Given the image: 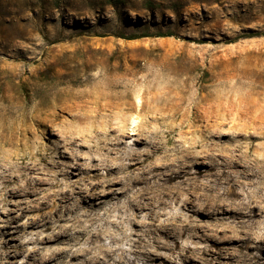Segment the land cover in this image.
Segmentation results:
<instances>
[{"label":"rangeland","instance_id":"374dc122","mask_svg":"<svg viewBox=\"0 0 264 264\" xmlns=\"http://www.w3.org/2000/svg\"><path fill=\"white\" fill-rule=\"evenodd\" d=\"M128 34L148 36L121 37ZM111 82L123 84L112 93L127 94L125 101L133 109L95 107V98ZM197 97L215 104L216 116L197 119L192 107ZM142 101L149 108L140 111ZM119 127L127 133L125 144L136 148L143 143L132 145L135 135L130 132H158L155 136L164 146L156 156L166 151L170 157L185 154L201 160L205 151L211 152L206 148L215 135L219 149L214 153L219 157L230 160L228 155L246 153L248 164H264V0H0V168L23 171L27 166L25 173L32 168L30 185L36 186L19 196L20 182L10 185L7 202L0 192V248L4 241L10 246L13 264L68 260L60 251L67 236L41 239L68 225L64 209L52 213L59 201L41 189L46 187L43 180L60 168L67 172L58 174L61 186L54 190L100 181L108 171L103 166L94 173L96 179L86 178L93 174L85 163L95 155L88 146ZM237 132L241 135L232 139ZM64 139L71 144L65 145ZM54 147L65 158L52 168L40 158L54 155ZM140 170L132 169L131 174ZM128 196L105 199L93 223L101 230L115 228L124 249L145 229L133 223L136 211ZM171 209L191 222L186 231L197 237L184 233L177 246H162L175 226L163 222L181 220L161 215L154 220L156 234L141 236L152 244L147 246L153 252L152 264H234L233 245L225 250L217 244L231 235L230 227L215 222L223 216L220 212L189 216L174 201L165 208ZM147 212H136V220L148 221ZM254 230L264 231L262 225ZM179 241L190 247L183 250ZM102 242L107 245L109 239ZM217 250L224 253L217 257ZM136 262L143 264L140 256Z\"/></svg>","mask_w":264,"mask_h":264},{"label":"bare ground","instance_id":"6f19581e","mask_svg":"<svg viewBox=\"0 0 264 264\" xmlns=\"http://www.w3.org/2000/svg\"><path fill=\"white\" fill-rule=\"evenodd\" d=\"M121 84L120 82L105 84L104 91H101L95 98V107L97 104L98 110L114 109L118 106H125L127 110L133 109L134 106L125 101L127 94L112 93L115 88L123 85ZM95 94L97 93L95 92ZM137 101H139L138 97ZM200 103H203L204 107L200 106ZM192 104V107L196 109L197 119H209L216 116L217 106L210 104L204 97H197V100H194ZM197 106L202 108L201 113L197 111ZM147 108H149L147 102L142 101L139 106L140 111ZM43 119L46 120V118ZM157 134L156 131L151 134H142L139 130L135 133L130 132L128 135H135L132 145L143 143L141 148L126 145L124 138L127 137V133L120 127L106 132L100 138L93 139V144L89 145L88 149H91L95 155L85 163L88 164L87 169L93 175H88L86 178L96 179L94 173L101 166L108 171L100 181L91 182L90 187H82L83 183L75 182L66 185L64 189L61 187L59 190H54L53 187L58 184L61 186L57 178L58 174L67 172L60 168L50 172L48 178L43 180L46 187H41V189L49 191V194L59 201V205L52 213L56 214L62 209L68 213L66 219L68 225H62V230L52 234L46 233L41 237L42 240H61L68 237L66 241L62 242L64 246L60 249L63 257H67L68 260H61L58 264H70L71 261L79 257H81L79 264H138L137 256H140L143 264H152L153 252L147 248L152 244L147 243L141 236L156 234L154 220H158L161 215L181 220L183 215L180 212L172 211V209L165 210L166 207H170L172 201L179 202L180 208H184L189 216L201 211H205L207 214L220 212L223 216L216 218L215 222L231 228V235L226 237V240L217 242L220 248L227 250L233 245L230 255L234 258V264H264V231L258 233L254 230L259 228V225H262V229H264V164H248L246 153L228 155L230 160L219 157L214 153L219 149L213 139L215 135H212L210 144L206 148L211 152L205 151L206 154L201 157V160L185 154L170 157L166 151L163 152V155L156 156V153L163 148L162 144L164 146L163 141L157 140L155 136ZM240 135L237 132L232 139ZM91 138L93 137L91 136ZM2 144L4 143L0 142V146H3ZM64 144L71 143L64 139ZM53 149L55 150L54 155L48 158L42 156L40 161L46 166L55 168L64 161L65 157L60 154L59 147ZM196 164L203 165L204 169L196 167ZM236 167H241V169H235ZM21 168L23 171L29 169L27 166ZM135 168L141 170L131 174V170ZM23 171H20L18 167L0 168V192L5 194L3 199L6 202L9 198L7 192L11 190L10 185L20 182L21 185H18L16 190L19 196H25L36 188L35 185H30L31 172H34V169L31 168L28 173ZM111 172H118V175L112 178L107 177ZM207 175L211 177L208 181L200 179ZM96 184H100L103 188L97 190ZM115 184H119V186H110ZM120 193L129 195L126 198L127 202L132 204V211H136L138 214L144 209L148 211V221L136 220V212L131 217L134 224H139L145 229L139 234L133 232L137 236L129 239L130 247L127 249L121 247L120 242L123 237L118 234V231H115V228L101 230L93 226L100 205L105 202V199L117 201ZM199 197L202 199L199 200ZM65 211L62 212L65 213ZM64 213L60 215L63 216ZM228 218L231 219L230 223L225 222ZM110 223L112 226L115 225L113 222ZM163 224L175 225L169 239L162 243V246L167 248L177 246L176 242H178L179 236L184 233L190 239L197 237L194 232L186 231L191 222L185 220H181V223L165 221ZM2 235H4L3 232ZM105 237L109 239L107 245L102 242ZM179 242L183 250L190 247L187 242ZM10 251V246L4 241L0 248V264H13L11 256L14 255ZM217 251V257L224 253L221 250ZM22 264L29 263L22 262Z\"/></svg>","mask_w":264,"mask_h":264},{"label":"trees","instance_id":"16d2710c","mask_svg":"<svg viewBox=\"0 0 264 264\" xmlns=\"http://www.w3.org/2000/svg\"><path fill=\"white\" fill-rule=\"evenodd\" d=\"M172 34L170 33H159L157 36H171ZM148 36V34H128V35H123L121 37L126 38V39H137L140 37Z\"/></svg>","mask_w":264,"mask_h":264}]
</instances>
